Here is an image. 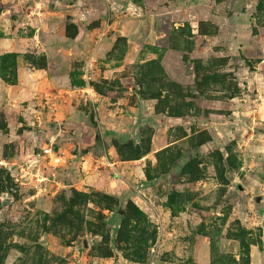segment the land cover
<instances>
[{
	"label": "rangeland",
	"instance_id": "obj_1",
	"mask_svg": "<svg viewBox=\"0 0 264 264\" xmlns=\"http://www.w3.org/2000/svg\"><path fill=\"white\" fill-rule=\"evenodd\" d=\"M0 264H264V0H0Z\"/></svg>",
	"mask_w": 264,
	"mask_h": 264
},
{
	"label": "built area",
	"instance_id": "obj_2",
	"mask_svg": "<svg viewBox=\"0 0 264 264\" xmlns=\"http://www.w3.org/2000/svg\"><path fill=\"white\" fill-rule=\"evenodd\" d=\"M50 152H51V149L50 148H44L43 149V153L44 154H49ZM41 178H42V180L45 179V177H43V176H41ZM42 180H40V181H42Z\"/></svg>",
	"mask_w": 264,
	"mask_h": 264
}]
</instances>
